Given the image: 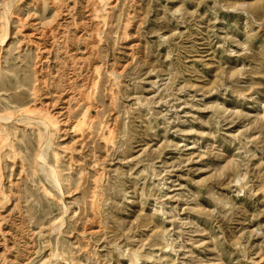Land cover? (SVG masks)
<instances>
[{
  "label": "rangeland",
  "instance_id": "obj_1",
  "mask_svg": "<svg viewBox=\"0 0 264 264\" xmlns=\"http://www.w3.org/2000/svg\"><path fill=\"white\" fill-rule=\"evenodd\" d=\"M0 264H264V0H0Z\"/></svg>",
  "mask_w": 264,
  "mask_h": 264
},
{
  "label": "bare ground",
  "instance_id": "obj_2",
  "mask_svg": "<svg viewBox=\"0 0 264 264\" xmlns=\"http://www.w3.org/2000/svg\"><path fill=\"white\" fill-rule=\"evenodd\" d=\"M42 114V113H40ZM11 118V116H9ZM9 118V119H10ZM42 119V123L45 125L46 130H48V127L50 128L51 125H57L60 121L54 116V115H50V113L47 112V115H45L44 117H41ZM4 120V118H3ZM8 120V119H7ZM6 121V118H5ZM49 132V131H48ZM50 133V132H49ZM48 134V133H47ZM44 141V140H43ZM43 143V142H42ZM54 174V173H53ZM56 176V175H55ZM55 182L60 186L59 184V180L57 179V177L54 178ZM56 184V185H57ZM61 187V186H60ZM62 189V187H61Z\"/></svg>",
  "mask_w": 264,
  "mask_h": 264
}]
</instances>
